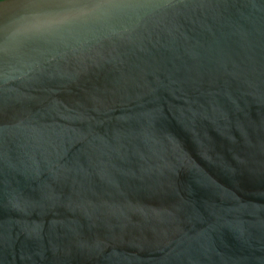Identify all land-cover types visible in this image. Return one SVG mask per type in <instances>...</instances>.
<instances>
[{"label":"water","instance_id":"obj_1","mask_svg":"<svg viewBox=\"0 0 264 264\" xmlns=\"http://www.w3.org/2000/svg\"><path fill=\"white\" fill-rule=\"evenodd\" d=\"M0 264H264V0H0Z\"/></svg>","mask_w":264,"mask_h":264}]
</instances>
